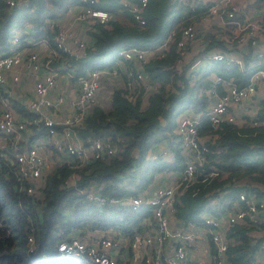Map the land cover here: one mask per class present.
<instances>
[{"label":"trees","instance_id":"trees-1","mask_svg":"<svg viewBox=\"0 0 264 264\" xmlns=\"http://www.w3.org/2000/svg\"><path fill=\"white\" fill-rule=\"evenodd\" d=\"M77 1L27 0L25 5H8L0 0L2 49L5 48V37L12 28L23 29L26 21L29 26L21 31L22 34L43 36L52 45L50 37L55 25L48 26L46 19L55 17V12ZM92 6L106 9L108 17L104 22L94 20L87 28L90 39L84 54L73 56L59 51L60 55L50 63L69 62L74 73L78 74L86 68L115 62L117 71L107 104L103 106L100 101L91 102L75 130L82 139L108 134L113 141L117 136L118 146L112 153L89 157L84 162L74 158L65 160L59 151L53 150L61 156V160L45 174L39 196L26 192L15 177L13 162L10 161L12 154L4 159L0 157V264H42L44 261L47 264H77L83 260L81 257L75 258L77 263L71 262L70 258L66 263L52 260L56 256L57 240L65 232L111 226L122 235L132 233L131 226L148 212L146 205L132 208L124 202H105L98 207L76 191L96 183L101 185L99 191L103 194L131 193L133 190L127 187V182L138 189L147 186L157 170L181 168L186 153L174 139L176 113L187 106L193 111L207 106L209 97L204 89L210 83L206 76L208 72L213 70L243 83L252 69L249 63L255 52L254 44L247 45L241 67L223 59H210L198 70H188L191 59L197 53L184 60L176 41L180 36V27L203 13L201 8L190 9L188 3L178 0H146L141 11L144 22L139 25L129 11L121 9L119 0H95ZM118 14L126 19L117 17ZM170 28H173L172 38L162 54L134 61L115 53V48L120 45H154ZM197 36L203 37L205 50H213L212 46L215 49L225 48L223 42L210 31H198ZM188 48L190 44L185 45V50ZM177 60L182 61L181 65L177 66ZM138 70L143 71L155 86L143 105V86L135 81ZM1 88L0 85V92ZM262 102L257 111L256 124L221 122L211 130L208 120L199 122L201 133L215 134L212 139L206 140L205 160L196 167V171L204 173L214 166L220 172L207 175L202 180L200 174L179 194L174 216L182 225L188 221L201 222L205 207L212 205L211 198L229 205L225 200L234 198L238 190L264 195V97ZM12 105L25 117L28 137L45 132L46 126L31 122V113L21 107L19 101L13 99ZM158 141L167 143L172 151L171 159L152 156L150 151ZM72 171L77 174L75 181L65 184L63 179ZM213 213L218 214L219 210L214 208ZM28 234L32 237V249L26 245ZM223 234L227 239V264H253V256L260 250V241L264 239V222L259 228H254L242 219L227 225ZM209 244L212 249L211 242Z\"/></svg>","mask_w":264,"mask_h":264},{"label":"built area","instance_id":"built-area-1","mask_svg":"<svg viewBox=\"0 0 264 264\" xmlns=\"http://www.w3.org/2000/svg\"><path fill=\"white\" fill-rule=\"evenodd\" d=\"M8 5L27 4V0H3ZM95 0H78L68 4L57 12L55 17H48V26L55 25L51 34V43L43 36H28L20 30L5 37V48L0 45V157H10L13 173L24 190L39 196L45 174L61 160L53 152L59 151L65 160L86 161L89 157H99L103 153H112L118 146V137L113 141L110 135L86 137L82 139L76 132L86 107L93 102V96L104 79H113L116 74L115 62L103 66L86 68L75 74L72 64L61 62L52 65L59 51L73 56L84 54L90 36L80 33L89 28L94 20L104 22L108 12L104 8L93 7ZM188 3L191 8H201L203 13L180 27V36L176 41L178 52L186 60L191 49L185 50L186 44H192L197 36L196 21L201 15L217 16L220 29L227 30L229 39L237 45V52L231 49H204L191 59L188 70L204 65L210 59H223L225 62L243 65V53L250 39L264 35V0H258L261 16L238 19V6L231 0H178ZM121 9L129 11L134 21L142 25L141 11L146 0H119ZM173 28L156 44L143 48L139 45H120L115 53L123 58L144 61L152 55L162 54L172 38ZM246 42V43H245ZM47 43L48 48L41 49ZM245 45H242L244 44ZM242 45V46H241ZM205 50V51H204ZM250 60L251 71L243 83L232 77H224L215 71L207 73L210 80L204 89L208 93V104L194 113L182 112L175 118L174 132L176 140L186 153L184 164L179 168L177 177L170 184L158 183L151 190L147 187L135 189L127 182L131 193L107 195L99 191L100 184L92 183L76 192L92 200L98 207L105 202L115 204L124 202L134 208L146 205L148 212L140 216L131 226L132 233L122 235L111 226L97 229H74L65 232L56 243V256L81 257L88 264H227L225 249L227 239L223 234V225L245 219L254 228L264 222V195L257 196L238 190L234 198L226 199L229 205L219 203V213H213L217 200L211 198L212 205L201 215V222L188 221L182 225L174 216L175 203L179 194L190 186L199 176L216 175L218 171L210 166L207 171H196L205 160L206 140L212 139L214 132L201 133L198 124L208 120L210 129H216L221 122L234 124L258 123L257 111L264 97V48L255 50ZM182 61L177 60V66ZM62 66H66L61 69ZM209 74V75H208ZM27 75L25 81L23 76ZM31 80V94L26 82ZM137 84L143 89L151 83L143 71L135 76ZM261 86V87H260ZM260 87V88H259ZM155 88V87H154ZM153 88V89H154ZM152 89V90H153ZM262 96H257L258 91ZM19 101L21 107L31 113L30 121L46 126L44 133L28 137L25 117H22L12 105V100ZM164 147L158 150H163ZM157 151L160 155L164 151ZM155 151V152H156ZM69 159V160H70ZM77 177L72 171L63 179L65 184L73 183ZM203 226L210 244L202 248L199 254L191 258L193 245L201 239L199 227ZM27 248L32 249V237L27 235ZM260 255H254L253 264H264V239L260 241Z\"/></svg>","mask_w":264,"mask_h":264},{"label":"crops","instance_id":"crops-1","mask_svg":"<svg viewBox=\"0 0 264 264\" xmlns=\"http://www.w3.org/2000/svg\"><path fill=\"white\" fill-rule=\"evenodd\" d=\"M231 1L236 6H238V10H237L238 19L241 20L242 18L246 19V18H253V17L261 16L260 6H259V4H258V2L256 0H253V1L244 0V2H242L241 0H231ZM262 19L264 20V17H262ZM218 21H219V18L217 16H215V15H213V16L201 15L199 17V20L196 21V24L198 26V31H210V32L214 33L215 37L217 39L219 38L223 42V45L225 46V48H221V49H224V50L231 49L230 53H236L238 46L235 45L229 39L227 30L225 28H224V30L219 28ZM23 26H24L23 29H20V31H23L25 27L29 26V24L27 26H25V25H23ZM80 27H81L80 25H77V28H80ZM202 40H203V37L196 36L195 39L192 41V44L190 45L191 51H190V54L188 56V59L190 58L192 53H197L198 54L200 52L199 46L201 44H204L202 42ZM245 43L242 44V45H245ZM248 44H252V45L254 44L255 47H256L255 50L263 49L264 48V35H258L257 37H254L253 39H250L248 41L247 45ZM40 47H41V49H46V48H48V44L47 43H42ZM211 49H215V47L212 46ZM23 79L26 81L28 79L27 75H24ZM26 86H28V90H29L27 92L29 94H31V90H32L31 89V80H30V85H29V82H26ZM256 95L260 97V96L263 95V93L260 90V91L257 92ZM183 112H188V113L192 114V113H194L196 111H193L192 108L187 106V107L184 108ZM162 147H164L163 150H158L159 148H162ZM169 149L170 148L168 147L167 143H165L164 141H158V142L153 144L150 153L152 154V156H155L156 154H158L156 150H158L160 152L164 151V153L160 154V157L163 159V158H165L166 153H168ZM178 171H179V168H170V169H165L164 168V169H161V170H157V171L154 172L151 181L145 187H147L148 190H151L158 183L170 184L173 180L176 179ZM259 186L262 187L263 185H259ZM218 204L219 203L216 202V204L214 205V208L216 210L218 209ZM225 228L226 227H224V225H223V230ZM198 229H199L200 234H201V239L198 242L194 243V245H193L194 250L191 252V255H190L191 258H193V254L194 255L199 254L202 257L203 256L202 255V248L204 246L208 245V243H209L208 235L204 232L203 226L202 227L200 226ZM259 252H260V250H258L254 255H256V256L260 255L261 253H259Z\"/></svg>","mask_w":264,"mask_h":264},{"label":"rangeland","instance_id":"rangeland-1","mask_svg":"<svg viewBox=\"0 0 264 264\" xmlns=\"http://www.w3.org/2000/svg\"><path fill=\"white\" fill-rule=\"evenodd\" d=\"M242 2H244V0H241ZM250 1H253V0H250ZM256 5V4H255ZM59 11H62V10H59ZM58 11V12H59ZM57 13V12H55ZM117 17H122V19H126V17L124 15H117ZM29 23L26 21L24 22V25L27 26ZM83 26H81L79 28V31L80 33H85L87 34L86 32V29H82ZM13 30L15 31H18L17 28H12ZM8 35V34H7ZM7 37V36H6ZM150 46V45H148ZM143 48L147 47V46H142ZM188 59V58H187ZM95 67V66H94ZM211 72V71H210ZM114 84V80L113 79H104L100 82V85H99V88L97 89V91L95 92L94 96H93V101H100V103L105 106L107 104V101H108V94H109V91H110V87ZM154 84L151 83V87H149L148 89H142V93H141V105L144 104L145 102V98L147 97V95L149 94V92L154 88ZM184 111V108H181L177 113H176V116L181 114L182 112ZM175 116V118H176ZM174 130V129H173ZM174 139H176V136H174ZM181 149H182V146H181ZM172 151L169 149L168 153H166V156L164 159H171L172 158ZM71 259V262H76L75 258L76 257H66V256H54L52 258V260H56L57 262L59 263H66L68 261H70ZM77 263V262H76ZM42 264H47V261H44ZM77 264H88L84 259L80 262H78Z\"/></svg>","mask_w":264,"mask_h":264},{"label":"water","instance_id":"water-1","mask_svg":"<svg viewBox=\"0 0 264 264\" xmlns=\"http://www.w3.org/2000/svg\"><path fill=\"white\" fill-rule=\"evenodd\" d=\"M0 85H1V87H4V83H1Z\"/></svg>","mask_w":264,"mask_h":264}]
</instances>
